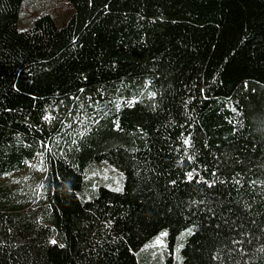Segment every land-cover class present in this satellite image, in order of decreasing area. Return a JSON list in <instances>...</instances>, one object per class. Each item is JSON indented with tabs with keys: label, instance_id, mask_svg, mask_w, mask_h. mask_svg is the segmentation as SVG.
Wrapping results in <instances>:
<instances>
[{
	"label": "trees",
	"instance_id": "obj_1",
	"mask_svg": "<svg viewBox=\"0 0 264 264\" xmlns=\"http://www.w3.org/2000/svg\"><path fill=\"white\" fill-rule=\"evenodd\" d=\"M7 176L0 264H264V0H0Z\"/></svg>",
	"mask_w": 264,
	"mask_h": 264
},
{
	"label": "rangeland",
	"instance_id": "obj_2",
	"mask_svg": "<svg viewBox=\"0 0 264 264\" xmlns=\"http://www.w3.org/2000/svg\"><path fill=\"white\" fill-rule=\"evenodd\" d=\"M93 170H90L89 174L92 175V187H98L99 185H106L115 189H118L123 183V175L118 166L109 161H96V165ZM18 172L16 175L20 174ZM9 176L0 178V181H6ZM121 179V180H120ZM120 180V181H119ZM81 194V192H78ZM193 227L187 226L182 229L174 243L169 244L166 236V229L158 231L150 240L146 241L141 248L143 250L150 251V262L145 259L140 261V264H188L185 261V256L182 248L185 244L186 238L192 232Z\"/></svg>",
	"mask_w": 264,
	"mask_h": 264
}]
</instances>
